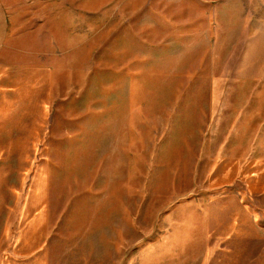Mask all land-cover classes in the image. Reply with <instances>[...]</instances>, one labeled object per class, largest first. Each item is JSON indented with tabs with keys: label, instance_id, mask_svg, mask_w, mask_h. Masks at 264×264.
<instances>
[{
	"label": "rangeland",
	"instance_id": "1",
	"mask_svg": "<svg viewBox=\"0 0 264 264\" xmlns=\"http://www.w3.org/2000/svg\"><path fill=\"white\" fill-rule=\"evenodd\" d=\"M0 264H264V0H1Z\"/></svg>",
	"mask_w": 264,
	"mask_h": 264
},
{
	"label": "crops",
	"instance_id": "2",
	"mask_svg": "<svg viewBox=\"0 0 264 264\" xmlns=\"http://www.w3.org/2000/svg\"><path fill=\"white\" fill-rule=\"evenodd\" d=\"M9 27V17L4 7V4L0 0V49L6 40V35Z\"/></svg>",
	"mask_w": 264,
	"mask_h": 264
}]
</instances>
